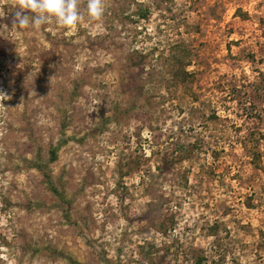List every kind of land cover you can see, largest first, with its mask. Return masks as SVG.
I'll use <instances>...</instances> for the list:
<instances>
[{
    "label": "rangeland",
    "instance_id": "374dc122",
    "mask_svg": "<svg viewBox=\"0 0 264 264\" xmlns=\"http://www.w3.org/2000/svg\"><path fill=\"white\" fill-rule=\"evenodd\" d=\"M15 2L0 264H264V0H79L71 28Z\"/></svg>",
    "mask_w": 264,
    "mask_h": 264
},
{
    "label": "clouds",
    "instance_id": "9594fccd",
    "mask_svg": "<svg viewBox=\"0 0 264 264\" xmlns=\"http://www.w3.org/2000/svg\"><path fill=\"white\" fill-rule=\"evenodd\" d=\"M79 0H16L14 7L17 25L27 27L30 23L25 10L33 13L31 24L40 26L54 19L57 26L71 28L82 20V14L78 9ZM87 14L92 19H99L104 15L103 0H87Z\"/></svg>",
    "mask_w": 264,
    "mask_h": 264
},
{
    "label": "trees",
    "instance_id": "16d2710c",
    "mask_svg": "<svg viewBox=\"0 0 264 264\" xmlns=\"http://www.w3.org/2000/svg\"><path fill=\"white\" fill-rule=\"evenodd\" d=\"M173 59H172V62H179V66L180 67H176V64L174 65L175 67H171L170 68V70H172V73L173 74H175L176 75V77H178L179 78V76H181V77H183V79L185 78V76L188 74V71L186 70V68H184L183 67V58L181 57H178L177 56V54H173L172 56H171ZM177 68V69H176ZM52 153L54 154V151H52ZM55 189V191H56V188H54ZM148 251L149 250H147L146 252L148 253ZM146 256H147V259L150 257V255L149 254H146ZM145 256V257H146ZM204 255L203 254H200V255H197L196 256V260H195V262H196V264H202V261L204 260Z\"/></svg>",
    "mask_w": 264,
    "mask_h": 264
}]
</instances>
